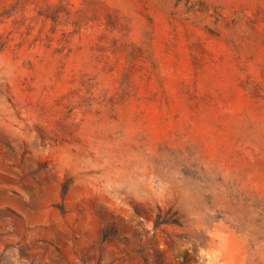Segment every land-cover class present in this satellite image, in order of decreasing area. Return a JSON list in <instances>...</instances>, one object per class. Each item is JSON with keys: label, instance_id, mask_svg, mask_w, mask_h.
Wrapping results in <instances>:
<instances>
[{"label": "rangeland", "instance_id": "obj_1", "mask_svg": "<svg viewBox=\"0 0 264 264\" xmlns=\"http://www.w3.org/2000/svg\"><path fill=\"white\" fill-rule=\"evenodd\" d=\"M0 264H264V0H0Z\"/></svg>", "mask_w": 264, "mask_h": 264}]
</instances>
